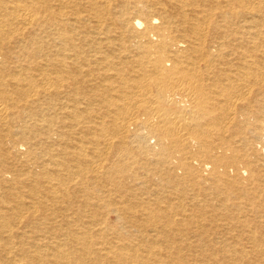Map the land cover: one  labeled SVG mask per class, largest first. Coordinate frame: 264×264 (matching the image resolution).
Returning a JSON list of instances; mask_svg holds the SVG:
<instances>
[{
    "label": "bare ground",
    "instance_id": "6f19581e",
    "mask_svg": "<svg viewBox=\"0 0 264 264\" xmlns=\"http://www.w3.org/2000/svg\"><path fill=\"white\" fill-rule=\"evenodd\" d=\"M0 264H264V0H0Z\"/></svg>",
    "mask_w": 264,
    "mask_h": 264
}]
</instances>
